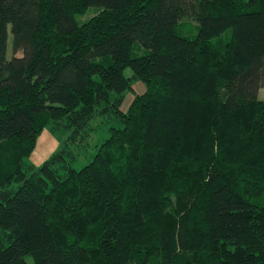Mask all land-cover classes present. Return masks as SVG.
I'll return each mask as SVG.
<instances>
[{
	"label": "trees",
	"instance_id": "1",
	"mask_svg": "<svg viewBox=\"0 0 264 264\" xmlns=\"http://www.w3.org/2000/svg\"><path fill=\"white\" fill-rule=\"evenodd\" d=\"M262 87L264 0H0V264H264Z\"/></svg>",
	"mask_w": 264,
	"mask_h": 264
},
{
	"label": "rangeland",
	"instance_id": "2",
	"mask_svg": "<svg viewBox=\"0 0 264 264\" xmlns=\"http://www.w3.org/2000/svg\"><path fill=\"white\" fill-rule=\"evenodd\" d=\"M95 9H90L86 11V13L81 14L79 16V19L85 20L89 16H91L93 13H95ZM184 30L189 33L191 30L194 32L196 30V22L193 19H190L189 21L186 22V25H184ZM12 34L9 32L8 36V55L11 56L12 54ZM141 50V49H140ZM136 52H139L136 51ZM16 55H20V52H17ZM138 84H143L142 82H139ZM139 86V85H137ZM136 86V87H137ZM141 86V85H140ZM138 91H141L142 88L138 89ZM130 94H128L126 102L124 104L125 107L128 105V99L130 98ZM260 96L264 97V87L261 88L260 90ZM108 133L107 131V126L102 125L99 127L98 132H95L92 136V141L91 142H96L102 139L104 136H106ZM65 134L63 132H55L50 129H45L44 131L41 132L40 136L38 137L36 147L32 154L30 155V160L36 164H40L42 161H44L49 155L54 152L56 149L59 148L60 145V138H63ZM84 158V157H83Z\"/></svg>",
	"mask_w": 264,
	"mask_h": 264
}]
</instances>
